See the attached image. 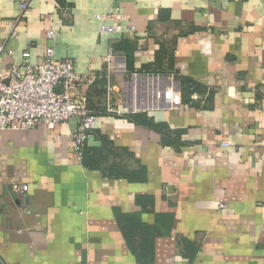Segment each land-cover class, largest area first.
I'll return each instance as SVG.
<instances>
[{"label": "crops", "instance_id": "crops-1", "mask_svg": "<svg viewBox=\"0 0 264 264\" xmlns=\"http://www.w3.org/2000/svg\"><path fill=\"white\" fill-rule=\"evenodd\" d=\"M117 9L121 31L100 33ZM0 45V78L54 46L81 73L114 49L180 84L176 107L125 116L104 77L84 86L99 122L82 158L77 119L0 132L2 264H264V0H0Z\"/></svg>", "mask_w": 264, "mask_h": 264}, {"label": "built area", "instance_id": "built-area-1", "mask_svg": "<svg viewBox=\"0 0 264 264\" xmlns=\"http://www.w3.org/2000/svg\"><path fill=\"white\" fill-rule=\"evenodd\" d=\"M96 19L100 23V33L114 34L121 31L119 22L122 21L123 16L118 9L113 12L97 14ZM113 20L118 22L110 24ZM127 31L136 33L137 29L130 25ZM17 35L18 31L15 26L11 36ZM47 36L50 40L55 41L56 29L51 28ZM5 52L12 53L7 50L6 45H0V55ZM22 58L20 63L11 64L7 74L0 78V132L28 131L40 126L54 130L59 124L77 119L78 126L71 134V141L74 151L80 158L83 157L90 135L99 122V117L89 109L84 99L78 96L84 86H94L99 79L104 77L108 93L107 111L116 116L136 114L150 109L174 108L179 104L180 84L175 74L167 77L160 73L146 71L129 73L125 58L116 56L114 49H111L105 58L107 65L105 75L95 72H79L74 61L57 58L54 46L47 49L38 63L31 61L30 52H25ZM128 74L132 75V81L135 78L153 77H162L168 82L175 81L176 86L173 87L176 92L175 101L159 108H139L138 110H132L128 106L129 102H125L126 107L121 106L115 109L113 103V94L116 88L115 78ZM169 88L168 85L165 90ZM142 89H144V95H148L149 90L144 85L139 88L140 91ZM222 146L230 148L231 143L225 141ZM13 189L23 205L26 206L30 195L29 185L14 183Z\"/></svg>", "mask_w": 264, "mask_h": 264}, {"label": "bare ground", "instance_id": "bare-ground-1", "mask_svg": "<svg viewBox=\"0 0 264 264\" xmlns=\"http://www.w3.org/2000/svg\"><path fill=\"white\" fill-rule=\"evenodd\" d=\"M172 81V80H171ZM148 83L153 88V92H150V95L147 99H143L137 96V91L139 90V85ZM168 85L174 87L176 84L167 82L164 78H135L134 83L129 84L128 91L132 92V100L129 101V108L132 110H138L139 108H159L166 106L168 102L166 101V90L165 88ZM175 91L174 89H171ZM130 95V94H129ZM165 102V104H164ZM172 103V102H171Z\"/></svg>", "mask_w": 264, "mask_h": 264}, {"label": "rangeland", "instance_id": "rangeland-1", "mask_svg": "<svg viewBox=\"0 0 264 264\" xmlns=\"http://www.w3.org/2000/svg\"><path fill=\"white\" fill-rule=\"evenodd\" d=\"M157 73H160V75H165V76H171L170 73H162V72H155V74ZM132 75L131 74H128L127 76H118L115 78V85H116V88H115V92L113 94V103H114V108L117 109L121 106H124L126 107L124 104L125 102H129L132 100V97L134 96L132 94V92L129 93L128 91V85L127 83H134V81H132ZM141 85H144L146 89H148V95H144V89H142L141 91L139 90L137 92V96L143 98V99H147V97L150 95V92L152 91L153 92V88L150 86V84L148 83H145V84H141ZM141 85H139V88L141 87ZM145 89V90H146ZM173 89V87H170L168 90H167V93H166V101L168 103H171V100H173V96H174V91L171 90ZM130 94V95H129ZM133 95V96H132ZM107 99H108V93H107ZM169 99V100H168ZM165 104V102H164ZM129 105V104H128Z\"/></svg>", "mask_w": 264, "mask_h": 264}, {"label": "water", "instance_id": "water-1", "mask_svg": "<svg viewBox=\"0 0 264 264\" xmlns=\"http://www.w3.org/2000/svg\"><path fill=\"white\" fill-rule=\"evenodd\" d=\"M0 264H2V263L0 262Z\"/></svg>", "mask_w": 264, "mask_h": 264}, {"label": "trees", "instance_id": "trees-1", "mask_svg": "<svg viewBox=\"0 0 264 264\" xmlns=\"http://www.w3.org/2000/svg\"><path fill=\"white\" fill-rule=\"evenodd\" d=\"M155 73V72H154Z\"/></svg>", "mask_w": 264, "mask_h": 264}]
</instances>
